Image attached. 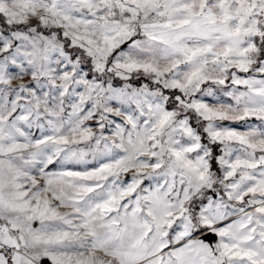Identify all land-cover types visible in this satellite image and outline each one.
I'll return each instance as SVG.
<instances>
[{
    "label": "snow or ice",
    "instance_id": "1",
    "mask_svg": "<svg viewBox=\"0 0 264 264\" xmlns=\"http://www.w3.org/2000/svg\"><path fill=\"white\" fill-rule=\"evenodd\" d=\"M0 264H264V0H0Z\"/></svg>",
    "mask_w": 264,
    "mask_h": 264
}]
</instances>
